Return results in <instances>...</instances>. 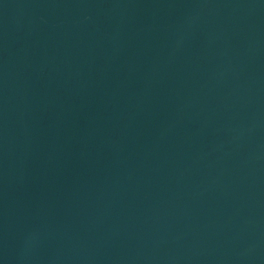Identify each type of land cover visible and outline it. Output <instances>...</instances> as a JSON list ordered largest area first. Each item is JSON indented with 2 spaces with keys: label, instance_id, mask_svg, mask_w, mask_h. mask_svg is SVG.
Listing matches in <instances>:
<instances>
[{
  "label": "water",
  "instance_id": "obj_1",
  "mask_svg": "<svg viewBox=\"0 0 264 264\" xmlns=\"http://www.w3.org/2000/svg\"><path fill=\"white\" fill-rule=\"evenodd\" d=\"M0 264H264V0H0Z\"/></svg>",
  "mask_w": 264,
  "mask_h": 264
}]
</instances>
